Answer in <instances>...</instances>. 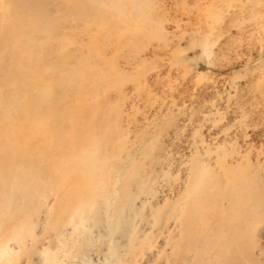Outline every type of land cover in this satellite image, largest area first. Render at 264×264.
Wrapping results in <instances>:
<instances>
[{"label": "rangeland", "instance_id": "1", "mask_svg": "<svg viewBox=\"0 0 264 264\" xmlns=\"http://www.w3.org/2000/svg\"><path fill=\"white\" fill-rule=\"evenodd\" d=\"M17 1L0 0V99L31 63L80 120L42 163V244L1 222L0 264H264V0Z\"/></svg>", "mask_w": 264, "mask_h": 264}, {"label": "bare ground", "instance_id": "2", "mask_svg": "<svg viewBox=\"0 0 264 264\" xmlns=\"http://www.w3.org/2000/svg\"><path fill=\"white\" fill-rule=\"evenodd\" d=\"M49 6L50 0H18L16 9L29 10L30 13L38 11L42 17L46 14ZM45 29L43 24H36L29 29V34L34 37ZM27 40H29V36L25 34L23 42ZM32 45L33 43L26 45L25 53L33 51ZM23 70L25 71V69ZM26 71L25 77L22 71L18 75L24 85L19 87L21 90L16 89L17 91L11 92L13 97L9 100L0 99V129H10L14 135L13 139H4L5 142L0 139V223L12 224L22 229L23 237H19L16 241L22 240V243L26 239L30 240L32 247L27 251L32 256L33 247L35 251L42 241L35 235L32 225H29L31 229L26 227L31 217L41 209L40 203L37 202V195H46L42 185L47 186L45 178L50 170H47L42 163H45L49 152L62 151L69 146L71 143L69 130L71 128L76 130L80 118L75 119L71 115L72 110H59L58 107H53V100L49 94L41 93L38 88L32 87L30 83L35 72L31 63ZM35 77L38 79L37 76ZM87 134L82 133L80 136L85 138ZM39 137L45 138L46 141L43 142L45 146L40 148L43 149L42 151L35 152L34 146L38 145ZM6 144L9 148L7 152L4 149ZM48 165L50 166V163ZM59 167L61 166H57V168ZM14 216L16 217L14 218ZM24 238L26 239L23 240ZM40 241L41 243H39ZM8 252L9 247L4 246L1 241L0 261L5 255H9ZM30 255L28 258H31ZM253 264L258 263L254 262Z\"/></svg>", "mask_w": 264, "mask_h": 264}]
</instances>
